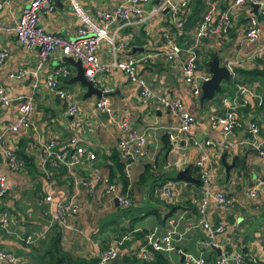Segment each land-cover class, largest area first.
Listing matches in <instances>:
<instances>
[{"label": "crops", "instance_id": "0c3cea01", "mask_svg": "<svg viewBox=\"0 0 264 264\" xmlns=\"http://www.w3.org/2000/svg\"><path fill=\"white\" fill-rule=\"evenodd\" d=\"M31 1L13 0L0 10V49L7 53L6 60L0 64V87L4 88L6 94L13 100L10 107H0V133L14 125L18 115L17 99L20 96L31 97L35 106L30 117L32 129H20L16 133H8L0 145L2 157L0 174L5 175L8 184L15 188L9 196L0 200V210L7 211L11 216L6 229L0 228V250L12 252L23 264H31L29 246L32 245H26L24 248L16 236L44 233L45 238L51 233L49 226L56 212V205L66 194L67 182L74 177L79 182V188L69 191L75 195L79 212L73 220L71 229L63 230L60 225L57 228L62 234V246L71 250L73 254L86 257L81 250L83 245L87 248L89 245L92 251L86 258L98 257L104 248L128 236L130 240L124 241L117 247L119 256L121 253L133 254L140 260L139 252L144 246V240L135 239L136 233L142 230L150 233L153 228L164 232L170 226H175L180 234L173 241L176 249L191 254H204L207 259H212L210 256L213 251L209 248L204 250V247H207L203 240L196 239L191 246L193 249L187 247L194 235L193 228L199 226L201 229V226L197 212L194 213L192 207H189L191 205H187L186 202L199 195L201 183L195 185L175 179L178 172L189 167L193 168L194 162L206 153L216 169L215 180L210 185L206 219L213 225L217 223L225 225V232L216 238L215 246L220 248L222 254L228 252L233 254L238 248L241 250L246 248L256 260H264V246L261 242L264 239V158L242 146V142L247 138L244 128L232 134V150L220 148L217 145L221 141L220 129L213 128L209 123L211 116L223 113L221 103L223 98L234 99L237 96L238 86L255 88L264 98V83L237 82L234 84L233 93L222 94L218 101L213 97L211 100L201 102L200 89L202 81L210 78V73L207 71L210 51H214L213 55L218 56L220 66L232 70L233 75L231 74L230 78L233 80H239L234 71L238 68L249 70L260 67V60L254 56V52L264 40V20L261 19L259 22V40L249 42L244 38V29L248 19L255 15L253 9L250 5L234 7L228 11L231 20L228 34L219 39L202 40L197 53L198 94H194L184 80L183 67L188 60V54L182 52L172 62H168L165 57L167 48L161 37L162 30L170 31L176 38V44L184 50L192 45L194 30L181 33L174 25V22L180 19L179 13L168 9L143 24H135V21L125 25L118 22L110 24L109 32L117 31V41L122 40L127 44L123 53L117 54L118 60L126 57L140 59L147 55L151 56L148 61L137 64V75L146 82L153 96L143 102L136 84L131 83L121 71L113 69L97 78V83L103 92L107 89L112 90L106 97L108 109L102 111L96 106V97L85 99L83 98L85 90L79 84L68 85V80L75 76L76 69L63 63V56L59 50L40 70L37 87L32 88L30 72L35 69L36 53L27 52L11 31L22 9ZM122 1L78 0V3L86 14L98 22L99 13L111 14ZM161 1L148 0L141 7L149 12ZM171 1L172 7L179 9V0ZM230 1L216 0L217 9H227ZM192 2L193 0H188V9ZM261 2L264 6V0ZM38 15L40 26L45 32L66 39L76 38L80 22L75 17L68 0H50L47 7L39 9ZM173 25L176 30H172ZM96 55L103 64L112 59L111 49L106 43L98 46ZM60 67H65L70 73L61 81L60 86L72 93V102L79 109L76 118L63 115L68 104L59 100L46 87L50 74ZM18 71H24L26 76L22 79L10 77ZM75 93L80 94L82 98L78 102L75 100ZM161 96L181 100L185 110L196 119L188 131V136L178 137L175 143L169 142L168 135L176 127L177 122L167 109L156 102V98ZM237 100L239 101L240 98ZM246 100L247 104L238 111L241 119L254 122L264 129V112H259L262 106L259 107L252 98L246 97ZM105 113L108 117L104 115ZM125 118L129 119L130 132L146 136L142 157L131 159L118 149L119 141L129 132L123 131L120 125ZM76 121L81 123L79 128H74ZM71 137L76 138L79 146L97 155V160L89 164L84 162L74 167L72 171L62 168L49 186V182L44 180L40 172L44 155L43 145L55 141L58 149L63 150L67 148L68 139ZM24 139H27V142H22ZM192 139H209L215 146L201 152L193 147ZM5 148L18 152L17 156L25 165L23 170L13 171L8 168L3 155ZM112 149L119 152L122 162L126 164L125 174L129 181L128 193L131 200L129 209L133 208L135 211L133 216L122 217V227L119 229V232L124 230L122 233L114 232L113 229L108 230L109 222L112 220L110 217L114 219L117 208L120 209L114 193L108 192L109 186L114 183L109 182V170L102 159ZM20 152L26 156V160L19 155ZM222 159L227 166H232L228 172L223 166ZM25 163L31 164L27 166ZM190 175L197 178V171L195 170V175ZM164 185L173 186L175 202L171 206L178 207L175 211L170 212L169 209H165L159 200L158 193L161 194ZM49 188L52 202L43 206L38 192ZM252 190L257 191L256 199L249 197V192ZM116 192H120L119 188H116ZM219 193L229 194L227 195L230 200L229 205L223 206L215 202L214 198ZM104 225H106L104 230H100ZM104 240L107 242L105 243ZM128 243L130 244L127 245ZM183 246L185 249H182ZM166 256L170 264H185L181 262L182 256L176 252Z\"/></svg>", "mask_w": 264, "mask_h": 264}, {"label": "built area", "instance_id": "2783aa9c", "mask_svg": "<svg viewBox=\"0 0 264 264\" xmlns=\"http://www.w3.org/2000/svg\"><path fill=\"white\" fill-rule=\"evenodd\" d=\"M13 0H0V10L4 5L10 3ZM71 9L75 17L79 20L80 24L77 30V36L75 39H66L55 34L47 33L40 26L39 23V9L41 7H47L50 0H32L27 6H25L21 14L12 28V32L16 40L25 48L27 52L34 51L36 53L37 62L34 71L30 72L32 81V88L37 87L39 72L44 65L50 60L53 54L59 50L63 57H71L74 60H79L84 68V76L96 84L98 79L96 75L101 76L109 71L115 69L121 71L131 83L136 84L139 88V94L141 100L146 102L149 98H152V92L147 86L146 82L137 75V64L148 61L151 56L147 55L140 59H134L126 57L123 60L117 59L118 53H123L127 44L125 42L117 41L116 34L109 32V26L112 23L128 24L135 21V24H143L150 18H153L156 14L164 12L168 9H172L174 13H183L184 17L177 19L174 22L175 27L181 30L185 24V11H188V0H179V9L172 7L171 0H162L158 6L146 12L141 5H144L148 0H123L118 6L115 7L111 14L99 13L98 22L93 20L78 3V0H68ZM206 4V10L204 11L201 19L193 32L192 45L184 50L182 47L176 44V38L168 30H162L161 37L167 48L165 57L168 62H172L182 52L188 54V60L183 67V76L187 85L190 87L194 94L199 93L197 86L198 81V67L199 56L198 46L202 40H213L224 37L228 34V30L231 28V20L229 10L234 7H241L245 5L257 6V12L250 17L246 23L244 29V38L249 42H257L259 40L260 33V20H264V6L261 0H231L229 6L225 10H218L216 0H204ZM180 11V12H178ZM181 16V17H182ZM101 43H106L111 49L112 59L108 63H100L96 51ZM254 56L259 58V66L264 69V40L261 46L254 52ZM7 58V53L0 49V64ZM230 73L233 72L230 68ZM69 71L65 67H60L50 74L46 87L59 99L65 101L68 105L63 113L65 117L76 118L78 114V106L72 102V93L66 89L61 88L60 83L62 80L69 76ZM26 76L24 71H18L15 74L10 75L14 79H22ZM237 96L234 99L223 98L221 103L223 106V113L220 115L211 116L209 123L213 128H219L221 134V141L217 144L220 148L232 150L233 142L231 140L232 134L235 131L245 129L246 140L242 143V146L246 149L256 152L261 158H264V129H261L259 125L254 122H246L241 119L238 111L239 108L244 107L247 104L246 97L252 98L259 107L263 106L264 100L255 88L246 86L237 87ZM112 92L111 89L102 91V98L96 103V106L102 111L108 109V99L106 98ZM237 98H240L238 101ZM17 118L14 125L4 129L0 133V145L2 139L8 133H16L20 129L31 130L32 124L30 117L34 112L35 106L33 99L29 96H20L18 99ZM156 102L167 109L172 117L176 120V127L169 133V142H176L178 137L188 136L190 127L196 122L194 116L189 114L185 110L184 103L179 99H170L168 97H157ZM13 100L10 98L4 88L0 87V107L8 108L12 105ZM123 131H129L126 133V137L121 139L118 143V149L125 153L129 158L136 159L144 155V146L146 145V136L138 135L134 132H130L129 119L120 123ZM81 123L76 121L74 128H79ZM68 145L66 149H58L57 142L50 141L43 145V158L40 164V172L44 180L49 182V186L52 185V181L60 174L62 168L67 171H72L74 167L81 165L84 162L88 164L96 160V155L92 151H87L83 147L77 144L75 137L68 139ZM193 147L203 152L208 147H214L215 144L209 139L195 140L192 139ZM3 155L6 159L7 166L10 170L21 171L25 167L22 160L19 159L17 154L10 148L3 150ZM194 167L199 170V183H201V190L199 195L190 198L191 204L196 208L197 215L199 216V223L202 232L207 237L212 238L214 244L216 238L225 232V225L223 223L211 224L207 221V213L209 210V197H210V185L215 180L216 169L206 153L194 162ZM73 176V175H72ZM72 186L67 184L66 194L56 205V212L51 219L49 228L55 224L60 225L63 230H69L72 228L73 220L79 212V208L75 203L74 193L69 191L71 189L79 188V182L76 178L72 177ZM15 190V188L8 184L6 176L0 174V200L6 198ZM51 189L38 192V196L41 198V205L45 206L52 202ZM109 193H114L118 206L121 209H128L131 206V201L128 198V194H120L116 192V187L110 185L108 188ZM228 193H219L215 196L214 200L219 205H229ZM249 197L256 199L257 191L252 190L249 192ZM161 200L166 203H174V191L172 185H164L161 188L160 194ZM11 221V216L7 211L0 210V228L6 229ZM76 233V231L74 232ZM180 236L175 226H170L164 232H159L158 229L153 228L151 232L146 236V242L139 252V259L147 261L154 255V252L170 254L173 252L178 253L184 258L185 264H241L243 258L239 253H233L231 255L222 254L220 257L207 259L203 255L194 256L191 253H186L179 249H176L173 245V241L176 237ZM16 238L25 245L38 244L43 238L44 233L39 234H27ZM130 240L129 237H123L119 242L101 251L98 256V264H112L118 259L119 252L117 247L121 246L124 241ZM262 245L264 246V239H262ZM207 248H210L206 244ZM19 261L12 252L0 250V264H18Z\"/></svg>", "mask_w": 264, "mask_h": 264}, {"label": "trees", "instance_id": "16d2710c", "mask_svg": "<svg viewBox=\"0 0 264 264\" xmlns=\"http://www.w3.org/2000/svg\"><path fill=\"white\" fill-rule=\"evenodd\" d=\"M188 9V8H187ZM206 9V4L204 0H193L191 3L188 11H185L186 19H185V24L181 30H177L179 32H191V30H195L196 26L198 25L200 19H201V14H203L204 10ZM189 10H191L189 12ZM183 13H180V18L182 19L184 15L182 16ZM182 16V17H181ZM172 30H176L174 25ZM214 51L209 52V60L212 59ZM235 73L238 76L239 80H233L230 78L228 82H224L222 84V91L221 94H229L231 95L233 93V87L234 84L237 82L241 83H253V82H260L264 83V69L262 68H254V69H241L238 68L234 70ZM264 100V98H263ZM260 113L264 112V104L261 109H259ZM27 142V139H24L22 142ZM16 154L18 152L15 151ZM103 162L107 164L108 168V178L109 182L114 183L116 188L120 190V194H128V198L130 199L129 193H128V187H129V181L126 177L125 174V163L122 162L121 156L119 152L116 149H112L110 153L106 156H103ZM96 160H97V155H96ZM95 160V161H96ZM94 161V162H95ZM27 166H29L31 163H25ZM237 164V163H236ZM194 166V165H193ZM197 171V178L198 177V169L196 167H193ZM192 167H189V172L192 175H195V170ZM143 178V177H142ZM196 178V179H197ZM71 181V180H70ZM67 182L68 185L72 186V182ZM71 187L69 188V190ZM159 200L162 203V206L165 209H169L171 211H175L178 207L176 206H171L174 203H169L166 204L164 203L161 198H160V193H158ZM131 201V200H130ZM187 205L190 208L192 207V211L196 213V208L192 206L190 201L186 202ZM121 209V208H120ZM121 210H126L127 212L129 211L128 209H121ZM162 222V221H161ZM59 228V225L55 224L53 227H51L50 232L43 240H41L37 245H32L29 246V255L32 258V263L31 264H98V257H90L86 258L81 255H75L72 253L71 250H67L62 246L61 239H62V234L61 232L57 229ZM114 232H119L117 228L113 230ZM124 230H121L120 232L122 233ZM119 232V233H120ZM146 230H142L134 235V238L137 239H142L144 240V244L146 242V236L149 234H146ZM127 236V235H124ZM122 237V236H121ZM106 243L107 240H104ZM21 245L24 246L25 244L20 242ZM128 243L127 245H129ZM125 246V245H124ZM123 246V247H124ZM122 247V250H123ZM106 249V248H104ZM228 251H231V249H228ZM233 252V251H231ZM230 252V253H231ZM234 253V252H233ZM235 253H239L242 258L243 262L241 264H264V260H256L246 248H243L242 250L238 248V251ZM132 254V253H131ZM214 252H211L210 258H216L214 255ZM232 254V253H231ZM228 252V255H231ZM112 264H170L169 259L167 258L166 254L163 253H158L154 252L153 258L149 261H140L136 258L135 255H126V254H120L118 257V260L113 262Z\"/></svg>", "mask_w": 264, "mask_h": 264}, {"label": "water", "instance_id": "95a60500", "mask_svg": "<svg viewBox=\"0 0 264 264\" xmlns=\"http://www.w3.org/2000/svg\"><path fill=\"white\" fill-rule=\"evenodd\" d=\"M257 6H253V13L256 14L257 12ZM63 63L69 64L73 66L76 69V74L74 77H72L70 80H68V85L72 84H79L84 90L85 94L83 98H90L92 96L96 97L97 102L102 98V90L99 87V84L92 83L84 76V68L82 63L79 60H74L71 57H63L62 59ZM208 71L210 73V78L207 80H203L200 89H201V102L211 100L216 93L221 92V85L223 82H227L230 79L231 73L230 70L226 66H220L219 58L216 54L213 55L212 59L207 62ZM98 78L99 76L96 75ZM106 117H108V114H104ZM19 155L26 160V156L20 152ZM236 160V158H235ZM2 162V157L0 155V163ZM223 166H225L226 171L228 172L232 166H227L224 162V159H222ZM175 179L177 181H183L187 183H192L195 185L199 184V180H197L195 177L191 176L189 173V169L182 170L178 172ZM194 235L191 238V241L188 243L187 247L190 248L196 239L203 240L206 244L209 245L210 249L215 252L216 257L222 256L220 248H217L215 246L212 238L207 237L204 232L201 231L199 226H196L193 228ZM182 249H185V246L182 247ZM183 261V257H181V262Z\"/></svg>", "mask_w": 264, "mask_h": 264}, {"label": "rangeland", "instance_id": "374dc122", "mask_svg": "<svg viewBox=\"0 0 264 264\" xmlns=\"http://www.w3.org/2000/svg\"><path fill=\"white\" fill-rule=\"evenodd\" d=\"M207 70V69H206ZM208 71V70H207ZM72 91V90H71ZM75 95H76V98H75V100H76V102H78V100H81L82 98H81V96H80V94H78V93H75ZM222 94L219 92V93H216L215 95H214V100H216V101H218V99H219V97L221 96ZM133 215H135V211L133 210V208H131V209H129V211L127 212L126 210H121V209H119V208H117V210H116V212H115V216H114V219H113V217H110L112 220H111V222H109V226H108V230H111V229H113V230H115V228H117L118 230L119 229H121V227H122V225H121V223H122V217H129V216H133ZM106 227V225H104V226H101V228H100V230H104V228ZM108 234V233H107ZM93 237H95V235H93ZM93 237H91V239L93 238ZM89 249V250H88ZM191 249H193L192 247H191ZM208 248H205L204 247V250H207ZM210 249V248H209ZM83 253H84V255L86 256V257H88V255H90V251H92L91 250V248L89 247V245H88V248H87V246L86 245H83V249L81 250ZM192 253H195L194 251H191ZM203 254V253H202ZM194 256H198L199 255V253H197V254H193ZM203 256L204 257H206L204 254H203ZM20 259H18V261H19ZM183 262H184V258H183ZM19 264H23V262L20 260V262H19Z\"/></svg>", "mask_w": 264, "mask_h": 264}]
</instances>
